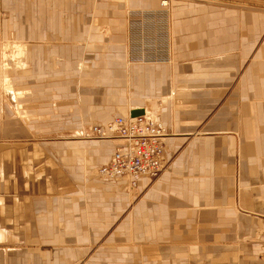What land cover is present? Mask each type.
Returning <instances> with one entry per match:
<instances>
[{"label":"crops","instance_id":"0c3cea01","mask_svg":"<svg viewBox=\"0 0 264 264\" xmlns=\"http://www.w3.org/2000/svg\"><path fill=\"white\" fill-rule=\"evenodd\" d=\"M170 2L169 75L148 93L169 131L153 180L84 182L73 153L95 140L22 139L13 111L34 92L0 94V264H73L97 242L86 264H264V0ZM131 5L156 12V0ZM29 49L32 78H56L66 57Z\"/></svg>","mask_w":264,"mask_h":264},{"label":"rangeland","instance_id":"374dc122","mask_svg":"<svg viewBox=\"0 0 264 264\" xmlns=\"http://www.w3.org/2000/svg\"><path fill=\"white\" fill-rule=\"evenodd\" d=\"M170 3L156 0L154 9H160V24L146 22L142 26L145 41L142 51L149 55L144 62L150 64L142 65L126 50L125 29L132 18L129 15L138 10L131 5L132 0H0V94L6 98L4 89L9 86L34 92L29 97L22 94L18 108L13 107L14 122L21 127L18 136L72 140L75 135L82 139L89 126L126 116L131 106L142 105L158 114L165 111V105L160 107L163 103L160 96L148 93L154 92L160 78L169 75L163 65L172 61ZM30 47L36 49L34 60L43 56L42 49L46 53L50 49L52 53L48 56L52 58L57 57L56 51L62 53L66 58L61 62L60 75L50 77L49 81L33 79L40 75L31 73ZM153 49L158 56L149 54ZM43 89L46 93L41 97ZM156 99L160 101L155 102ZM42 118L48 119L49 127L27 128L29 121L41 122ZM86 140L95 141L82 143L73 153L72 163L80 165L84 182L105 181L94 176L95 168L108 157L115 141L108 139L102 148L95 144L101 139ZM69 146L67 153H71ZM114 184L122 191L121 186ZM98 244H90L73 264H86ZM15 245L23 246L21 242ZM259 257L262 259L261 249ZM25 259L15 257L16 264H26Z\"/></svg>","mask_w":264,"mask_h":264},{"label":"built area","instance_id":"2783aa9c","mask_svg":"<svg viewBox=\"0 0 264 264\" xmlns=\"http://www.w3.org/2000/svg\"><path fill=\"white\" fill-rule=\"evenodd\" d=\"M163 3L160 5L163 6ZM159 10L154 12L145 9L129 15L132 18L128 21L126 50L127 55L135 56L136 63H145L144 57L149 56L142 51L145 43L142 26L146 22L159 23ZM149 54L158 56L154 49ZM168 134L169 131L159 114L143 109L142 114L136 116H115L102 125H91L81 137L115 141L112 154L105 163L95 168L94 176L117 183L123 190H127L134 187L140 178L153 179L163 170L166 164L165 140ZM261 258L264 260V243L261 246Z\"/></svg>","mask_w":264,"mask_h":264},{"label":"water","instance_id":"95a60500","mask_svg":"<svg viewBox=\"0 0 264 264\" xmlns=\"http://www.w3.org/2000/svg\"><path fill=\"white\" fill-rule=\"evenodd\" d=\"M142 112L143 110L141 108H136V109L130 110L129 115L136 116V115L142 114Z\"/></svg>","mask_w":264,"mask_h":264},{"label":"bare ground","instance_id":"6f19581e","mask_svg":"<svg viewBox=\"0 0 264 264\" xmlns=\"http://www.w3.org/2000/svg\"><path fill=\"white\" fill-rule=\"evenodd\" d=\"M7 89V88H6ZM10 93H12V92H10ZM142 110H143V108H142ZM145 110V109H144Z\"/></svg>","mask_w":264,"mask_h":264}]
</instances>
